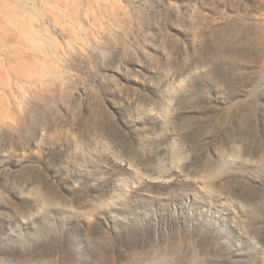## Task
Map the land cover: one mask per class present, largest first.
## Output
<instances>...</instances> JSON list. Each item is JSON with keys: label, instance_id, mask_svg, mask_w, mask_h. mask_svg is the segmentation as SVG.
Instances as JSON below:
<instances>
[{"label": "rangeland", "instance_id": "374dc122", "mask_svg": "<svg viewBox=\"0 0 264 264\" xmlns=\"http://www.w3.org/2000/svg\"><path fill=\"white\" fill-rule=\"evenodd\" d=\"M0 264H264V0H0Z\"/></svg>", "mask_w": 264, "mask_h": 264}]
</instances>
